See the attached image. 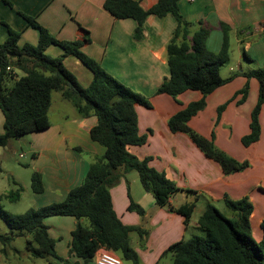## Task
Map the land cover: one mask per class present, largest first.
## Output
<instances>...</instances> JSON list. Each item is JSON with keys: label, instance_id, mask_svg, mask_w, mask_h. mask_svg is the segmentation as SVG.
<instances>
[{"label": "crops", "instance_id": "1", "mask_svg": "<svg viewBox=\"0 0 264 264\" xmlns=\"http://www.w3.org/2000/svg\"><path fill=\"white\" fill-rule=\"evenodd\" d=\"M104 1L0 0V43L8 38L11 29L20 33L19 46L24 43L35 45L38 31L28 25L25 19V16L32 17L59 40H81L80 49L86 55L117 80L148 98L150 107L135 106L138 132L146 137V142L130 145L128 150L140 159L149 157L150 166L164 171L180 190L170 197L168 205L158 206L153 196L144 190L137 172L133 174L122 167L118 170L119 179L109 187L114 212L124 225L139 226L146 231L142 236L137 231L129 233V242L138 255L139 264H173L172 254L163 252L171 244L191 237V232L199 227L198 218L208 203L218 209L221 205L227 208L225 197L231 200L245 196L249 198L253 205L249 218L252 234L256 241L261 240V223L264 221V104L259 113V138L249 146H244L241 139L250 132L251 111L258 97V81L242 74L256 68L240 60L244 58L245 51L250 58L246 59L249 63L255 62L258 67H264V0L178 2L180 13L192 23L191 31L196 30L201 22L213 27L206 40L210 50L217 52L220 48V22L230 27V52L235 42L238 63L236 67H229V73L223 75L221 70L220 73L223 77L236 73L237 69L240 73L206 95L204 108L188 122L197 133L212 138L215 146L229 156L249 162L246 169L229 174H225L216 161L206 157L187 133L172 132L168 126L173 114L188 103L200 100L202 93L189 89L176 99L166 93H156L169 74L167 44L177 27L176 19L170 14L162 17L149 15L143 23L140 39H136V21L115 18L104 9ZM157 1L138 0L144 10L150 9ZM177 41L181 42L182 37L179 36ZM45 52L56 57L62 54V49L51 45ZM63 64L75 75L80 85L86 87L91 83L92 72L76 56L66 55ZM246 84V99L238 103L241 94L236 93ZM54 92L59 93L61 102L68 101L60 91H52L48 110L50 126L31 133L33 167L40 173L43 186L40 193L33 192L32 207L35 208L62 201L70 189L83 181L93 159L105 151L104 146L90 137V129L97 123L94 115L83 117L69 101L72 108L68 110L66 106H59L62 115L58 114L57 118L52 119ZM224 103L226 106L218 116L217 109ZM3 121L0 110V132L3 130ZM131 201L144 209L143 215L128 209ZM192 201L195 206L188 219L170 210L171 207L176 208ZM221 212L232 215L229 210ZM44 222L50 237L55 241L58 256L67 259L70 264H96L95 256L104 246L98 247L88 261L69 254L76 218L58 215L47 217ZM79 222L83 227H89L87 218L82 217ZM142 239L144 241L141 243ZM12 242L0 251L6 253L7 248H12L14 252H19L11 246ZM3 248L5 251H2ZM169 255L171 259L166 260ZM51 260L54 264H64L56 258ZM121 260L122 264H133L131 260Z\"/></svg>", "mask_w": 264, "mask_h": 264}, {"label": "trees", "instance_id": "2", "mask_svg": "<svg viewBox=\"0 0 264 264\" xmlns=\"http://www.w3.org/2000/svg\"><path fill=\"white\" fill-rule=\"evenodd\" d=\"M179 0H158L150 9L144 10L138 0H105L103 7L117 19L131 18L136 21L135 38L140 39L145 19L149 15L162 17L172 15L177 21L173 37L167 44L169 74L156 89V93H166L174 99L186 90H198L203 97L188 103L168 120L172 132H185L206 157L216 161L225 174L238 172L249 166L248 161H238L217 148L212 138H206L193 130L188 122L204 108L205 96L217 87L230 82L237 74L223 77L221 67L230 59L229 30L224 22L219 23L222 32L220 48L210 50L206 40L213 27L203 22L191 31L192 23L179 11ZM28 25L38 31L35 45H18L20 33L9 29L8 38L0 43V110L3 115V130L0 132V147L11 138L41 131L50 126L48 110L52 91H60L63 98L70 101L83 117L94 115L97 123L90 129V137L104 146V154L97 157L89 166L83 181L69 190L60 202L39 207H31L24 213L11 214L0 204V219L9 228V233L0 234L3 246L15 238L25 239V250L36 259H44L54 264L56 258L64 264L67 259L55 252V241L48 233L44 220L50 216H72L77 223L71 232L69 254L90 260L98 247L112 250L121 259L139 264L136 251L129 242V233H146L139 226L124 225L114 212L109 187L119 179L118 170H135L145 191L150 193L158 206L168 205L170 197L180 188L164 172L149 164V157L140 159L130 153L128 146L142 145L146 137L138 132V119L135 106L150 107L149 100L109 74L97 61L81 49L82 41H64L52 36L34 18L25 16ZM181 36L182 41L177 38ZM55 45L62 54L51 57L46 49ZM76 56L93 74L91 83L83 87L75 75L63 64V58ZM245 59H250L243 52ZM11 70H7V67ZM24 72L11 87L6 83L14 77V70ZM247 78L258 81V97L251 111L250 132L243 136L244 146L257 141L260 135L259 113L264 104V67L242 72ZM248 93L246 84L237 94L242 103ZM226 103L217 109L218 116ZM0 167V174H1ZM18 188L7 198L18 197ZM31 189L40 193L43 189L40 173L31 176ZM189 192H192L188 190ZM225 205L232 213L227 216L215 205L208 203L198 218L203 235H192L188 239L171 244L163 253L170 252L173 264H264V221L261 223L263 235L256 241L250 226L253 205L247 196L238 200L224 198ZM195 202H186L170 210L188 219ZM129 210L143 215L144 209L131 201ZM89 220V227H83L79 219ZM2 251H5L3 248Z\"/></svg>", "mask_w": 264, "mask_h": 264}, {"label": "rangeland", "instance_id": "3", "mask_svg": "<svg viewBox=\"0 0 264 264\" xmlns=\"http://www.w3.org/2000/svg\"><path fill=\"white\" fill-rule=\"evenodd\" d=\"M233 40V39H232ZM235 42L233 41L230 59L229 61L221 67V73L223 75L229 73V67H236L238 61L236 59V50L234 49ZM243 64H247L253 68H259L255 62L249 63L246 59L242 57L240 60ZM237 72L239 69L236 70ZM14 77L10 78L6 85L11 87L15 80L24 75V72L21 69L16 68L14 70ZM58 92L53 93V114L52 119L57 118L58 114L62 115L59 110V106H66L68 110L72 108V105L69 101H60ZM61 102V103H59ZM84 156H87L84 154ZM33 147H32V135L31 133L19 136L18 138H11L9 142L0 147V204L4 210L11 214H20L24 213L27 209L31 208L34 203V193L31 189V176L35 171L33 167ZM95 159H93L94 161ZM133 174H136L135 170H130ZM135 178L137 176L135 175ZM18 188H21L18 192V197L7 198L5 194L12 193L17 191ZM179 192V196H180ZM219 209L223 212L228 211L227 208L223 205L219 206ZM9 233V228L0 219V234ZM203 235V231L198 227L195 228L192 235ZM144 241V239L141 240ZM12 247H15L19 252H14L12 248H7L6 253L0 251V264H47L43 259H36L29 256L25 250V239L23 237H17L11 244ZM3 247L0 243V249ZM26 255H23V254ZM166 258V257H165ZM171 255H169L166 260H170Z\"/></svg>", "mask_w": 264, "mask_h": 264}, {"label": "built area", "instance_id": "4", "mask_svg": "<svg viewBox=\"0 0 264 264\" xmlns=\"http://www.w3.org/2000/svg\"><path fill=\"white\" fill-rule=\"evenodd\" d=\"M7 70H11L8 66ZM95 263L96 264H122L121 258L114 253L112 250L103 248L98 251L97 255L95 256Z\"/></svg>", "mask_w": 264, "mask_h": 264}]
</instances>
